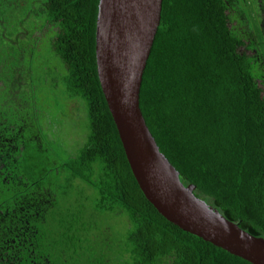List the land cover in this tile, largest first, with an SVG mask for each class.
<instances>
[{"label":"trees","instance_id":"16d2710c","mask_svg":"<svg viewBox=\"0 0 264 264\" xmlns=\"http://www.w3.org/2000/svg\"><path fill=\"white\" fill-rule=\"evenodd\" d=\"M98 5L0 0V71L8 66L11 85L26 79L32 85L23 90L44 103L43 80L58 76L57 68L63 74L60 101L37 104L39 126L56 124L61 110L55 106L70 100L84 106L88 121L83 143L59 163L40 134L17 120L14 110L24 112L27 104H0V264H253L169 221L140 188L98 76ZM27 22L36 26L21 49L30 66H12L13 31L19 34ZM45 27L41 39L36 32ZM43 39L46 55L39 54ZM37 56H52L54 71L38 65ZM9 74L0 75V95ZM140 108L181 182L264 238V0H163ZM53 180L63 196L90 188L92 207L65 198L53 203ZM107 217L125 221V233L113 241L100 232L98 219Z\"/></svg>","mask_w":264,"mask_h":264},{"label":"water","instance_id":"95a60500","mask_svg":"<svg viewBox=\"0 0 264 264\" xmlns=\"http://www.w3.org/2000/svg\"><path fill=\"white\" fill-rule=\"evenodd\" d=\"M163 0H99L96 62L101 87L131 170L147 199L169 221L253 264H264V238L227 219L185 186L160 150L140 108L147 60Z\"/></svg>","mask_w":264,"mask_h":264},{"label":"rangeland","instance_id":"374dc122","mask_svg":"<svg viewBox=\"0 0 264 264\" xmlns=\"http://www.w3.org/2000/svg\"><path fill=\"white\" fill-rule=\"evenodd\" d=\"M19 13L20 12L12 11L13 15H17ZM32 24H33L32 22H30V24L28 22L24 24L23 29L25 31L21 29V32L19 33L22 36H19V34L16 31H13V34H12L13 42H17V44L14 45L12 43L10 45L11 47L14 48V51L11 50V53L9 56V58L11 59L8 61L12 66L19 67L20 64L23 67L26 66L27 68L30 66L29 65L30 63H28L29 56L24 52L21 54V49L22 47L25 46L24 44L27 43L29 34L32 31H34L36 27V26H32ZM29 25L31 26L30 28H29ZM46 30L47 28L45 27L42 31H40V33L36 32V35H39L42 39V37H44L45 35ZM0 33H3V31H1ZM4 33L6 34L8 33L9 38H10L9 31L4 32ZM6 34L5 36H7ZM47 43L48 42L45 39L41 40L40 45H38V48L40 49V46H41L42 51L39 54H44V55L47 54L46 53V47H48ZM3 52L4 50L0 48V53H3ZM37 58H38L37 64L41 65L42 68L46 69L47 71L53 70L54 69L53 66L56 67L55 59L52 58V56H47L46 58L47 60L45 58L42 59L41 56H37ZM33 67L34 69H39L37 65H34ZM7 68L4 67V69L0 71V75L5 72L9 74V72L7 71ZM57 71H58V76L47 75L45 79L43 80V84L40 85L45 95L44 103L42 101H38L36 97L30 98L31 96H33L31 95L30 88L28 92H25L23 90L25 86L29 87L32 85V83H29L28 81H26L27 84H25L24 80L26 79H23V80H20L19 83L14 84L13 86L11 85V77L9 74L8 76L5 77V79L7 78L6 82L3 83V85H1V91L3 93H1L0 95V104L2 105V108H7L9 104L11 103L10 101H12L14 108H16L17 103L14 100H16L17 102L21 101V103H26L29 110L25 109L24 112H22V109H20L21 110L20 112H17L19 111V109L14 110L17 120L21 121V119H24L25 121H27L28 122L27 126L29 127L28 131L37 132L40 134L42 145L45 146V148L47 149L48 154L51 156L50 159H52L54 162L63 163V162H66L70 156H72L73 150H74L73 146L74 145L79 146V144L81 145L83 143L82 141L85 140V137L88 132L87 131L88 121H87V113L84 110V106L81 105V103L78 101L76 102V101L70 100L67 103V106H66L67 108L60 107V104H58V106H55L57 112L61 110V114L55 120L56 124L51 125L50 123H48L46 127H43V125L41 127L39 126L40 120L38 119L36 112H35V110L38 109L37 104H41L44 106L45 104L50 105L55 102L56 98L58 99V101H60L61 91H58L57 89L58 88L62 89L63 74L58 68H57ZM39 72H40V69H39ZM56 80H57L56 83H58V85L53 88V85L55 84ZM39 81H40L39 77L38 78L36 77V80L33 83H39ZM63 89H64V86H63ZM37 96L42 97L41 95H37ZM62 109H65V113H63ZM10 112L12 113V111ZM10 118H14L13 115H10ZM55 173L57 172H50V174H55ZM49 176H53V175H49ZM53 184L54 186H52V188L49 189L52 192V193L50 192L49 194L50 196L52 194L53 203H55L57 200V204L58 203L62 204L63 202H66L64 201V198H65L68 200H77L79 201L80 204L82 201H84L86 207L90 208L92 207L91 205L95 201L93 197L94 192L90 188L88 190L84 188L85 189L84 193L80 192L79 190L75 188L73 190L75 192V195H73L72 197L70 195L63 196V194H61V186L56 188L55 181ZM77 185L83 186V184H80L78 181H77ZM49 198L50 197L46 199L49 200ZM98 220H99L98 223L101 225L100 232L105 231L101 235H103V238L109 237L110 241H113V238L115 237L114 235L116 234L120 235L119 231H122V232L124 231L123 229L125 227V221L122 222L120 219H117V218L109 219L108 217L102 220L100 219ZM110 223H112L113 225H111Z\"/></svg>","mask_w":264,"mask_h":264}]
</instances>
